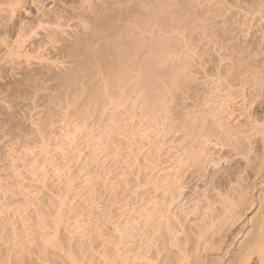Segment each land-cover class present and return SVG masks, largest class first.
I'll return each mask as SVG.
<instances>
[{
    "label": "bare ground",
    "instance_id": "1",
    "mask_svg": "<svg viewBox=\"0 0 264 264\" xmlns=\"http://www.w3.org/2000/svg\"><path fill=\"white\" fill-rule=\"evenodd\" d=\"M171 1L57 0L31 24L20 19L10 41L6 26L27 0H0V49L21 65L2 105L9 133L18 140L42 119L58 153L48 167L51 139L35 154L7 143L0 264H264V108L253 107L264 76L242 46L206 74L226 57L215 61V41L199 52L193 27L223 4L201 13L202 0L180 16L187 1ZM251 6L264 17V0ZM54 106L72 128L49 127Z\"/></svg>",
    "mask_w": 264,
    "mask_h": 264
},
{
    "label": "rangeland",
    "instance_id": "2",
    "mask_svg": "<svg viewBox=\"0 0 264 264\" xmlns=\"http://www.w3.org/2000/svg\"><path fill=\"white\" fill-rule=\"evenodd\" d=\"M53 1H56L57 2V0H27V3H26V6H25V10L26 11H20L18 14H16L15 16H13L12 18H10L9 19V26L7 25L6 27H8V30H7V36H6V38L8 39V40H13L14 38H15V35H16V33L14 34V29H16L15 27H17V25H18V21H20V19H21V22L22 23H25L26 22V24H27V21H28V24H31L30 22H34V20H36V18H38V14H39V11H40V13H41V11H42V8L44 7L45 9H47V8H51V7H53V5H54V2ZM59 1V0H58ZM181 1V0H180ZM184 2H185V0H183ZM183 1H181V3H183ZM187 2L186 3H188L187 4V7H185V6H183L182 5V7H185V8H183V10L185 11H194L195 10V12H197L200 8L202 9H200L201 10V13H203L202 11L204 10H207V7L208 8H210L211 7V4H213L214 2H218L217 0H209V2H207L206 1V4H205V0L204 1H202V0H191V2L190 1H188V0H186ZM212 3H211V2ZM235 1V2H234ZM220 0V4H223V8L221 7V11L222 12H220V15L217 17V13L219 14V11L220 10H218L217 12H216V14H214V15H212V13L211 12H209V14L205 11V13H203L202 15H203V17H204V15L206 14V15H209L208 17L210 18H208L209 20H205V22H203V20H201V21H199V23L201 22V24H203V23H206V24H208V23H210V24H208V25H204V27L202 26V28L200 29L199 27H197L196 29L193 27V30H195L194 32H192V35H193V38H197L196 36H199L198 38H200V40H198V38L197 39H194L195 41H198V43H196L195 41H193V39H191V38H189L190 39V43H191V40L193 41L191 44H193L194 45V43H196V45H195V48L197 49V50H199V48H200V50L202 49V48H208V51H210L209 49H211L212 50V46H213V49L214 48H218V49H216V50H219L218 52H216L215 51V49L213 50V51H215V61H216V56L217 55H221V56H223V58H224V56L226 57V56H229V55H231L232 53H231V51L233 52V50H234V52H233V54L234 55H236L235 54V49L236 48H238V46H240L239 48H241V46H242V49L243 48H247V50H248V52L250 51L251 53H252V55H253V57L251 58V60L253 59L254 61H257V64H258V67L261 69V74L264 76V68H263V66H264V64H263V61L262 60H264V57H263V54L261 53L262 52V50H260L261 48H260V46L262 47L263 46V39H262V34L264 35V32L262 31V29H264V17H263V15H262V11H256L257 13H255V11L253 12V7L254 6H251V4H252V2H253V0H237V2H236V0ZM247 1V2H246ZM251 1V2H250ZM32 2V3H31ZM39 2V3H38ZM170 2H172L171 0H170ZM176 2L178 3V0H176ZM194 2V3H193ZM195 2H197V4L195 3ZM204 2V3H203ZM225 4H224V3ZM230 2V3H229ZM244 2V3H243ZM246 2V3H245ZM249 2V3H248ZM181 3H178L176 6H179ZM186 3H183V4H185L186 5ZM193 3V4H192ZM200 3V5L201 4H205V5H203L202 7L200 6L199 8H198V4ZM248 3V4H247ZM39 4H41V5H39ZM193 5V7H192V5ZM219 4V5H220ZM229 4V5H228ZM247 4V5H246ZM38 5V6H37ZM191 5V6H190ZM196 5V6H195ZM41 6V7H40ZM176 6H173L174 8H176ZM190 6V8L188 9V7ZM210 6V7H209ZM225 6V7H224ZM40 7V9H37V8H39ZM204 7H205V9H204ZM251 7V10H252V13H255V14H250V11H249V8ZM27 8V9H26ZM43 8V9H44ZM187 8V9H186ZM196 8H198V10H196ZM228 8V10H226ZM36 9L38 10V11H36ZM44 9V10H45ZM177 9H179L180 10V6H179V8H177ZM29 10V11H28ZM33 10V11H32ZM183 10H181L179 13L181 14V13H183V14H186V11H185V13L183 12ZM226 10V11H225ZM246 10V11H245ZM28 11V12H27ZM249 13H248V12ZM26 12V13H25ZM31 12V13H30ZM33 12V13H32ZM36 12V13H35ZM200 12V11H199ZM225 12V13H224ZM259 12H261V14L259 13ZM25 13V14H24ZM28 13V14H27ZM38 13V14H37ZM222 13V14H221ZM211 14V15H210ZM205 15V17H207ZM224 15V16H223ZM227 15V16H226ZM246 15V17H244ZM261 15V16H260ZM34 16H35V18H34ZM180 16H182V14L180 15ZM184 16V15H183ZM211 16H214V17H211ZM254 16V17H253ZM184 17H187V15L186 16H184ZM227 17H231L230 19L229 18H227ZM235 17V18H234ZM262 17H263V20H262ZM32 18V19H31ZM244 19V18H247L246 19V22H245V24L243 25H241V26H239V27H237L238 26V24L239 23H237L236 25H233L234 27L231 29L230 27L232 26L231 24H234V22H232L234 19L236 20V19ZM30 19H31V21H30ZM214 19H216V20H214ZM261 19V20H260ZM13 20V21H12ZM22 20H24V22L22 21ZM27 20V21H26ZM222 21V24H220L221 23V21ZM234 20V21H235ZM206 21H209V22H206ZM223 21H225L226 23H227V25H226V23L225 22H223ZM230 21V22H229ZM237 21H239V20H237ZM72 22V23H71ZM70 22V24H73L74 25V23H76L75 22V20H73V21H71ZM203 22V23H202ZM220 22V23H219ZM15 23V24H14ZM218 25H217V24ZM235 23H236V21H235ZM17 24V25H16ZM21 24V23H20ZM14 25V26H13ZM211 26V28H210V26ZM222 25V26H221ZM224 25H226L227 26V30L229 31V33H227L228 34V36H226L227 37V39L229 40L230 38V40L229 41H227L226 40V37H222V39L221 38H219V34H221V32H223V30L225 29V31H226V26H224ZM231 25V26H230ZM262 25V26H261ZM208 27L209 28V30L207 29V31H206V33H205V30H204V28L205 27ZM217 26V27H216ZM218 26H219V28L221 29H219L218 28ZM224 26V27H223ZM230 26V27H229ZM248 26V27H247ZM206 27V28H207ZM222 27H223V29H222ZM241 27V28H240ZM247 27V28H246ZM205 28V29H206ZM213 28V29H212ZM235 28V29H234ZM240 28V29H239ZM245 28V29H244ZM260 28H261V30H260ZM1 29V28H0ZM212 29V30H211ZM229 29H231V30H233V31H230ZM257 29V30H256ZM13 30V31H12ZM44 30V29H43ZM42 30V28H39V30L37 29V32H38V34H37V36H35V34L33 35V36H30V37H32V38H30V37H26V39H25V37H24V39L26 40V42H24L23 41V46H26L27 48H29V47H31V45H33L34 43L33 42H35V41H37L39 38H40V36L41 35H44L45 33H46V30H44L43 31ZM67 30H69V27L67 28ZM199 30H204V31H199ZM214 30H217L216 32L214 31ZM220 30V31H219ZM241 30V31H240ZM260 30V31H259ZM40 31V32H39ZM209 31V32H208ZM228 31H226V32H228ZM246 31H248V32H246ZM262 31V32H261ZM195 32H196V34L198 33V35H196L195 34ZM200 32H203V34L202 35H200ZM215 32V33H214ZM239 32V33H238ZM246 32V33H245ZM261 32V33H260ZM205 33V34H204ZM208 33V34H207ZM224 33V32H223ZM234 33V34H233ZM236 33V34H235ZM225 34V33H224ZM240 34V35H239ZM255 34H256V36H255ZM0 35H1V30H0ZM214 35V36H213ZM221 35H223V34H221ZM220 35V36H221ZM261 35V36H260ZM201 36H203V37H201ZM207 36H210L211 38L209 39V37H207ZM235 36V37H234ZM9 37H10V39H9ZM206 37V38H205ZM230 37V38H229ZM261 37V38H260ZM30 38V39H29ZM205 38V39H204ZM219 38V39H218ZM225 38V39H224ZM237 38V39H236ZM253 38V39H252ZM218 39V41H216ZM221 39V40H220ZM251 39V40H250ZM259 39V40H258ZM262 39V40H261ZM223 41V43L222 42H220V41ZM226 40V41H225ZM258 40V41H257ZM199 41H200V43H199ZM205 41V42H204ZM217 43L218 42V45H220V46H217V44L215 43V42ZM234 41V42H233ZM245 41V42H244ZM252 41V42H251ZM210 42H214V44L212 45V46H210L211 44H210ZM204 43H205V45H204ZM221 43V44H220ZM225 43V44H224ZM226 43H227V46H225L226 45ZM236 44V46L234 45V44ZM241 43V44H240ZM258 44V45H256V44ZM31 44V45H30ZM202 44V45H201ZM207 44V45H206ZM232 44V45H231ZM238 44H240V45H238ZM250 44H254V45H250ZM30 45V46H29ZM199 45V46H198ZM209 45V46H208ZM224 45V46H223ZM246 45V46H245ZM203 46V47H202ZM206 46V47H205ZM215 46V47H214ZM229 46L231 47V48H229ZM249 46V47H248ZM222 47V48H221ZM224 47V48H223ZM226 47H228V48H226ZM235 47V48H234ZM206 48V49H207ZM220 48H221V50H220ZM233 48V49H232ZM252 48V49H251ZM253 48H255V49H257V51L256 50H254ZM228 51H227V50ZM231 49V50H230ZM259 49V50H258ZM200 50H199V52H200ZM224 50L226 51L225 53H224ZM213 51H211V52H213ZM222 51H223V53H222ZM245 51V50H244ZM210 52V53H211ZM256 54H255V53ZM227 53V54H226ZM230 53V54H229ZM242 53H243V51H242ZM242 53H240L241 55H243V56H245V55H248V53L245 51L243 54ZM260 55H259V54ZM34 54V53H33ZM37 53H35L34 55H32V56H35ZM212 54V53H211ZM223 54V55H222ZM250 54V53H249ZM213 55V54H212ZM251 55V54H250ZM256 57V58H255ZM6 58V59H5ZM228 58H230V56L228 57ZM228 58L226 57V59H224V62L222 63V64H219L217 67H216V71H215V64L212 62L211 64H210V66L212 65L213 66V64H214V67H212L213 69H212V71H209V72H207L206 74H210V73H216V72H220L219 70H221L223 67H224V65L225 64H229L231 61L233 62V60L234 59H229V62H227V60H228ZM247 58H248V56H247ZM262 58V59H261ZM23 58H21V60H22ZM197 59H199V60H197L196 61V65H199V63H201L200 61V58H197ZM201 59H202V57H201ZM259 59H260V62H259ZM7 60V61H6ZM226 60V61H225ZM250 60V59H249ZM203 61V60H202ZM223 61V60H222ZM11 60H10V58H8L7 56H5V54H4V51L2 50V49H0V158H3L5 155H8V154H10V153H7V151H5L6 150V147H7V143H9L10 141H12L13 142V140L15 139V136L13 135L12 136V134H11V132L9 133V130L11 129V124H10V122H9V120L7 121V114H6V112H5V108H4V106H2V105H4L3 103H4V101H8V100H10V98H9V95L8 94H11V89H10V87L12 86V84H13V78H14V76L16 75H12L13 73H16V72H18L20 69H21V65L19 64L18 65V63H13V62H11ZM227 62V63H226ZM262 62V63H261ZM23 63H24V59H23ZM23 63H21V64H23ZM195 63V62H194ZM16 64V65H15ZM263 64V65H262ZM18 65V66H17ZM223 65V66H222ZM220 66V67H219ZM233 66H235V65H233ZM194 67V66H193ZM192 67V68H193ZM198 67H200V70L201 71H203L202 70V66L201 65H199ZM241 67V66H240ZM218 68V69H217ZM221 68V69H220ZM242 68V67H241ZM15 69H16V71H15ZM232 69V68H231ZM240 69V68H239ZM239 69L237 70V68H235L234 70H236V71H238L239 72ZM3 70V71H2ZM213 70H214V72H213ZM233 70V69H232ZM241 70V69H240ZM202 75H203V72H202ZM215 77H217V75H215ZM12 81V82H11ZM264 81V80H263ZM8 82H11V83H8ZM248 83H250V81L248 80ZM6 84V85H5ZM8 85H11V86H8ZM14 85V84H13ZM237 85V84H236ZM13 87V86H12ZM238 88H240V85H238L237 86ZM4 88V89H3ZM263 88H264V86H263ZM263 88H262V91H261V94H263L264 93V90H263ZM6 90V91H5ZM246 91H248L247 89H246ZM8 95V96H7ZM264 94L263 95H261L260 96V98L259 99H257L255 102H254V104H253V107H256V109L257 110H263V108H264ZM8 97V98H7ZM263 99V100H262ZM262 105H261V104ZM232 106V108L234 109H236L237 110V108L236 107H238V105L236 104V103H232L231 104ZM256 105V106H255ZM259 105V106H258ZM233 106H235V107H233ZM55 107V106H54ZM53 107V112H55L54 114H55V119H54V121H53V123L54 122H56V123H54V124H56L55 126H54V124L52 125L51 124V126H49V127H51L53 130H54V132H56V131H58L59 129H60V127H63L62 129L63 130H65L67 127H69V128H72V125H71V121H69L68 122V120H67V118L65 117L64 119L62 118V110L61 109H59L58 107H55L54 108ZM263 107V108H262ZM45 109V108H44ZM54 110H56V111H54ZM235 110V111H236ZM1 111H3V112H1ZM61 112V115L60 114H57L56 115V113H58V112ZM235 113H237V112H235ZM5 115V116H4ZM60 115V116H59ZM60 117V118H57V117ZM57 118V119H56ZM2 119H4V120H2ZM5 119H6V121H5ZM62 119V120H61ZM60 120V121H59ZM2 121V122H1ZM58 121V122H57ZM66 123H65V122ZM39 124H38V123ZM6 123V124H5ZM36 123H37V125L35 124V125H30L29 123H28V125H26L27 126V128L25 129V133L21 136V137H19V138H21V139H19L18 138V140H14L15 141V143H13L12 144V148L15 146H17V144L19 145V143H21L20 144V146L21 145H31L30 146V148L32 149V148H34V150H32L33 151V153L35 154V153H40V150H38V149H40V147H41V145H42V140L43 139H46V141H48L47 139H51V140H49L48 142L51 144V146H50V148L52 149V148H54V140L52 139V138H54V137H56L55 135L54 136H50L49 138H48V136L43 132L42 133V130H41V128H42V126H39L40 125V123H42V119H39V120H37L36 121ZM8 125V126H7ZM9 125H10V128H9ZM67 125V126H66ZM69 125V126H68ZM48 127V128H49ZM9 129V130H8ZM58 129V130H57ZM28 130V131H27ZM11 131V130H10ZM28 132V133H27ZM39 133V134H38ZM41 133V134H40ZM11 134V135H10ZM46 136H45V135ZM12 139H11V138ZM23 137V138H22ZM47 137V138H46ZM78 138V137H77ZM10 139V140H9ZM28 139V140H27ZM22 140V141H21ZM30 141V140H32V141H30L29 143L28 142H26V141ZM80 141V140H79ZM19 142V143H18ZM40 142V143H39ZM17 143V144H16ZM33 144V145H32ZM33 146V147H32ZM8 148V147H7ZM10 148V147H9ZM36 149V150H35ZM36 151H38V152H36ZM6 152V153H5ZM22 151H18V153H15V154H19V153H21ZM50 154H51V158L52 159H50V161H52V163L50 162L49 164H48V167L51 165V167L53 166V164L55 165V163H56V161L58 162V153H57V151L54 149H52L51 150V152H50ZM19 155H22V154H19ZM57 155V156H56ZM54 156H56V157H54ZM55 159H57V160H55ZM1 160V159H0ZM2 162V161H1ZM233 162L231 161V162H227V166H229V164H232ZM1 164V163H0ZM224 166L226 165V163H224L223 164ZM50 167V168H51ZM220 167V166H219ZM20 169V168H19ZM195 181V180H194ZM193 183V182H192ZM198 184L199 185H201L202 183H200V182H198ZM197 184V185H198ZM188 190V189H187ZM258 192V193H257ZM259 192H260V190H256V193H257V195L259 194ZM254 212V210L253 209H249L248 210V212H247V215L249 216H251V215H253V212ZM237 239H235V241H236ZM235 241H234V243H235ZM233 246V245H232ZM231 249V248H230Z\"/></svg>",
    "mask_w": 264,
    "mask_h": 264
}]
</instances>
